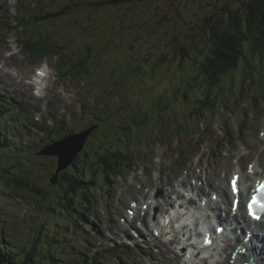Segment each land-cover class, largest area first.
<instances>
[{
	"label": "rangeland",
	"instance_id": "rangeland-1",
	"mask_svg": "<svg viewBox=\"0 0 264 264\" xmlns=\"http://www.w3.org/2000/svg\"><path fill=\"white\" fill-rule=\"evenodd\" d=\"M63 1L0 0V104L6 109L0 124L5 126L9 117L7 133L16 144L12 150H0V176L6 182L7 171L22 177L33 172L31 178L42 191L0 190V246L13 250V258H21L25 248L36 247L32 264H63L60 251L67 245V235L69 244L77 246L75 264H86V258L82 262L85 252L89 258L98 249L109 264H185L178 263L176 257L180 250L186 255L192 248L169 245L171 232L163 235L157 225L166 224L169 214H179L176 228L181 242H187L189 233H194L190 242H195L199 229L193 211L171 203L162 211L158 203L155 213L144 205L136 211L139 215L133 216L129 207L145 188L158 184L154 195L160 201L177 191L183 198L174 182L197 162L202 161V172H221L223 178L228 173V183L232 166L242 164L246 169L259 155L264 159V42L259 40L256 46L247 42L245 56L226 76L221 87L232 89L229 102L221 95L216 104L201 112L195 103L199 92L190 88L188 100L183 92L205 59L200 53H208L210 40L203 36L211 34L210 28L216 27L220 17L225 28L230 26L237 0H120L115 7L94 12L84 8L78 20L34 23L35 14L44 11L48 17L52 11L57 13ZM42 30L61 45L48 54L26 51L24 42ZM254 35L264 38L257 27ZM80 59L86 68L83 74L75 66ZM41 67L46 68L47 76L39 89L35 77ZM97 119L100 124L95 125ZM142 119L146 124H140ZM230 127L237 137L229 138ZM83 129L93 130L86 134ZM69 137L73 142L66 147L62 141ZM108 148L110 153L117 148L127 152L126 165L117 169L121 173L113 179L114 186L103 187L99 180L88 212L80 207L88 221H78L67 211H54L58 190L50 173L70 168L74 172H105L100 159ZM88 160L93 163L82 170ZM169 183L176 186V192ZM144 200L153 198L148 195ZM146 208L152 209L147 215ZM134 217L144 234L134 230ZM114 224L118 234L107 228ZM113 235H118L116 241L109 239ZM139 244L147 251L112 250ZM223 258L225 253L216 256L220 264Z\"/></svg>",
	"mask_w": 264,
	"mask_h": 264
},
{
	"label": "trees",
	"instance_id": "trees-1",
	"mask_svg": "<svg viewBox=\"0 0 264 264\" xmlns=\"http://www.w3.org/2000/svg\"><path fill=\"white\" fill-rule=\"evenodd\" d=\"M123 1L130 2L133 0H122L121 2ZM237 2L238 8L236 10H230L232 12V14L230 15V26H227L225 28L224 20L222 17H220L218 18V24L216 25V27L210 28L211 34L208 33L203 36V39L205 41L210 40V44L206 49L208 53H200L201 56H205V59L200 62L195 70L196 72L194 74V79L189 82L188 89L183 92V97L186 100H188L189 98L190 88H192L195 92H199L196 95L195 103L196 107L198 106L201 108V112L204 109H207V106L209 104H216L219 101L221 95L223 96L224 102H229L228 96H231V91L228 90L230 88L228 89L227 87H221L223 83L226 82V76L228 75V73L233 71L236 66L239 65L242 58L245 56L246 50L248 49L247 42H253L255 46L256 43H259V40H262L264 42L263 37L254 38L256 27L259 32H264V0H237ZM62 3L63 5L60 7V9L56 10L57 13L52 11L50 12V16L48 17L44 11L39 10L40 12L34 15V23L38 24L40 23V21L46 22L47 20L50 22H54L61 18H74L73 20H78L80 16L83 15L80 11L84 8H89L92 10V12H94L105 6L115 7L119 5L116 3H120V0H64ZM92 14L93 13H90V15ZM251 30H253V32ZM37 32H39V29L37 30ZM246 32L247 34H245ZM213 34L215 35V39H213ZM29 40L24 42L25 50L29 52L40 51L46 53L47 51H51L61 45L55 40L53 35H50L48 31L43 30L41 33L31 38L30 41ZM34 43V48H36V50L32 48V44ZM190 49L192 51L193 47H191ZM37 52L35 53L38 54ZM197 59L198 58H195L193 60ZM75 66L76 68H81L78 70L80 73L82 71V74L86 70V68L83 67V59L77 61V63H75ZM177 92L175 94L177 96L180 95L181 89H179ZM230 102H232L231 99ZM4 107L5 105L0 104V116H2V113H5L6 111ZM192 113L194 114V112ZM145 117L147 120V116ZM96 121H98V119L95 120V123H97ZM101 121L103 123L104 120ZM143 122L144 124H146L145 119H142L140 124H142ZM9 125V120H7L5 126L0 124V150H12V147H16V144L9 139L7 133ZM2 128L5 129V131ZM140 128H142V126ZM232 135L237 137L234 132H230L229 137H231ZM130 137L131 136H129L128 138ZM51 140L54 139L52 138ZM91 146L96 147L95 145ZM109 149L110 148H108V151ZM108 151L104 155V158L100 159L105 172H74L71 168L70 170H68V172H61L60 180L57 185H55L58 190V193L56 195L58 199L57 201H55V206L53 207L54 211H56L57 209H59L61 213L67 211L70 217L76 215L78 221H88L89 217L85 215V212H88L90 210L89 205L92 204V199H96V197L94 198L93 196V190H95L99 185L98 181L101 179L103 184H106L107 186H114L113 179L119 177L121 173L117 172V169L119 170L122 164L124 166L126 165L125 160L127 152H125L124 150L121 151L118 148L111 153L110 151ZM85 155L88 157L89 153H86ZM84 162H86V159H84ZM91 163L93 162L88 160L86 164H82V170H84L83 168L85 167H89ZM127 166L131 167L130 164ZM7 173L9 174V179L6 182H4L3 177L0 176V183L5 184V187L0 186L1 191H6L8 193H22V190L24 189H27L29 191H41V187L35 185V181H33V179L31 178L33 172H27V176L25 177L18 175L14 171H7ZM53 173L54 172H51L50 174L53 175ZM51 179L52 178L50 177V181ZM51 183L50 185L53 184ZM45 193H48V191H46ZM80 207H85L86 211L82 212L80 210ZM67 239L68 238L66 235L64 241L67 243V245H63L64 248L60 251V254L62 256L61 262L63 264H75L74 262L79 256V254L75 252L77 246L73 243L69 244ZM22 247L25 248L24 245ZM124 248L125 247L123 246H117L112 250H119L124 252ZM24 252L25 254H23L21 258H18V256L16 258H13V250L3 249V247L0 246V262L2 264H19L18 261H20L23 262L22 264H32L35 260L36 247H33L32 249L25 248ZM102 254V251L99 250V252H93V254H91L88 258V254L85 252V257H82V262L86 258V264H109L105 262L101 257L103 256Z\"/></svg>",
	"mask_w": 264,
	"mask_h": 264
},
{
	"label": "bare ground",
	"instance_id": "bare-ground-1",
	"mask_svg": "<svg viewBox=\"0 0 264 264\" xmlns=\"http://www.w3.org/2000/svg\"><path fill=\"white\" fill-rule=\"evenodd\" d=\"M58 36V35H57ZM53 53V52H52ZM48 54V53H46ZM72 62V61H71ZM73 64V63H72ZM75 72V71H74ZM47 71L46 68H41L40 72H37V75L35 77V82L38 86L39 89H42V86H44L45 78L47 76ZM256 117V115H254ZM228 125H226L227 127ZM225 129L222 130V133H224ZM199 160L201 158H198ZM248 159V157H247ZM24 162V161H23ZM251 170L247 166L246 169H244L241 165L237 166H232L233 168L230 170V177L229 180H231L232 177H240V184L242 186V191L241 195L244 199V201L247 199V194L250 192V190L256 186V183L261 180V177L264 176V159H261V155H259V160L252 159L250 162ZM202 166V161L197 162L191 166L190 170H187L186 173L182 174L181 176H178L177 180L174 182V184L178 187H180L181 194L183 195V198L180 197V193L176 190V186L171 185L169 183V186L172 187L173 191H177L175 195H170V198H174V200L180 201L186 209H193V215L194 217L197 216V219L194 221V225L197 226L199 221L205 222V228L207 231L210 232L209 238L212 240V243L208 246H201L199 247L197 243L190 242L192 240V234H188L187 242H181L180 238V231L178 228H176V222L177 218L178 220L181 218L178 215H175V218H171L170 220V225L166 224L163 225L160 222H158L157 229L161 230V233L166 235V233L171 232V237H169L168 242L169 245H176V247H190L192 248V251L187 250L186 255L184 254L183 250L179 251L178 258L176 257V261L179 263H185V264H208L212 263L211 258H215L216 254L215 252L216 249H213V245L215 244L213 240V235L211 232L217 233V229L219 226H226L227 227V232L224 234L223 237L220 238L218 241L219 244H221V247L218 251L217 254H224L225 253V258H223V264H231L230 259L231 255L233 254L232 251L226 252L228 250V247H226V239H227V234L228 233H237V238H241L240 231L246 232L248 229H253L259 237L257 238V242L253 243H245L243 242L242 238V248L247 247V252L245 254L239 255L237 258V261L235 264H245L246 262H249L251 259H254L257 261V264H264V237L262 235L264 231V221H261L260 223L258 222H252L241 210L237 216L233 215L231 213V208L229 209L230 200L232 198V192H231V187H230V182L227 183V178H228V173L223 177H220L221 172H202L201 169ZM261 170V171H260ZM22 173V172H21ZM214 174L215 177H214ZM38 179V178H35ZM40 184V183H39ZM156 186V185H155ZM154 186V187H155ZM160 184H158L156 187L159 188ZM154 187H147L143 188V192H141L140 197L137 198V204L133 206V209L135 211H139L142 207L148 206L150 208H153V213H155V209L158 210V207L155 208V205L158 203L161 205L162 211L167 210V204H172L175 207L174 202L170 200V198L166 199L164 198L162 201L157 199V197L154 195L155 194V188ZM149 188V189H148ZM164 189V188H163ZM6 192V191H5ZM170 192V189H168V193ZM160 193L162 194L163 192L160 190ZM210 194H218L220 199L218 198L217 201L211 196ZM149 195V199L153 198L152 201L149 200H144L146 196ZM195 200V201H194ZM204 200L205 202H201ZM199 202V203H198ZM147 208L145 211L147 212ZM180 212V211H179ZM157 215V213H156ZM218 217L216 222L209 221L211 217ZM156 222V219H155ZM219 222V224L217 223ZM217 223V224H215ZM183 228L188 227L187 224L182 225ZM196 230V229H195ZM242 232V233H243ZM160 235V234H159ZM158 235V236H159ZM195 235H198V238L200 239L202 237V233L196 232ZM246 237V236H244ZM228 240V239H227ZM188 245V246H187ZM200 249V252H206V256H201V257H193L195 252ZM183 252V253H182ZM185 255V257H184ZM228 255V257H227ZM228 258V259H227ZM217 264H220L217 262Z\"/></svg>",
	"mask_w": 264,
	"mask_h": 264
},
{
	"label": "water",
	"instance_id": "water-1",
	"mask_svg": "<svg viewBox=\"0 0 264 264\" xmlns=\"http://www.w3.org/2000/svg\"><path fill=\"white\" fill-rule=\"evenodd\" d=\"M94 129V128H93ZM93 129H91V130H93ZM91 130H89V131H86V134H90L89 132L91 131ZM84 132V131H83ZM82 136H85V134L83 135L82 134ZM74 137V136H73ZM73 137H69V138H67L66 140H63L62 141V144L63 145H66V147L68 146V145H71V143L73 142L72 140H73ZM86 137V136H85ZM74 155H77L78 153H73ZM65 161H71V160H65ZM60 174H61V172H54L53 173V175H52V179H51V182L53 183V184H57L58 182H59V179H60Z\"/></svg>",
	"mask_w": 264,
	"mask_h": 264
},
{
	"label": "snow or ice",
	"instance_id": "snow-or-ice-1",
	"mask_svg": "<svg viewBox=\"0 0 264 264\" xmlns=\"http://www.w3.org/2000/svg\"><path fill=\"white\" fill-rule=\"evenodd\" d=\"M248 167H249V170H251V167H252V166L249 165ZM238 179H239L238 177H234V178L232 179V181H231L233 191H236V190H237ZM248 212H249L250 215L253 216V218H255V219H260V217L257 216L256 213H255L253 203H250V204L248 205Z\"/></svg>",
	"mask_w": 264,
	"mask_h": 264
}]
</instances>
